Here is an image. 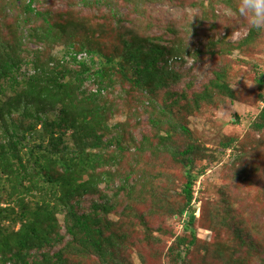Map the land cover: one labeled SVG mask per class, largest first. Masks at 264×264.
<instances>
[{
    "label": "rangeland",
    "instance_id": "obj_1",
    "mask_svg": "<svg viewBox=\"0 0 264 264\" xmlns=\"http://www.w3.org/2000/svg\"><path fill=\"white\" fill-rule=\"evenodd\" d=\"M25 0H0V34L12 42L18 31L23 34L22 73H31L33 53L45 43L28 37L34 27H46L41 18L24 11ZM234 0H35L34 6L49 12L51 22H59L76 36L78 43L86 41L102 47L104 52L121 47L119 34L134 31L141 35L162 36V42L184 44L190 54L175 64L173 73L158 90L156 103L177 99L171 108L177 123L182 122L189 132L175 130L172 140L164 145L184 148L188 143L196 147L194 166L202 168L193 185L195 220L188 225L191 211L181 213L185 203L183 188L187 181L186 168L172 157L169 150L155 147L141 154L131 146L120 151L116 141L125 149L144 134H151L143 102L146 94L123 93L119 89L106 91L113 108L110 125L125 122L109 134L113 143L104 151L115 162H103L96 173L104 171L106 180L96 194L80 198L77 209L89 211L94 201H101L106 193L111 208L101 211L111 220L107 234H113L121 244L115 253L124 264H264V126L255 128L261 101L264 100V34L248 46H235L249 33L235 41L227 40L233 33L231 26L216 21L212 9L220 4L231 5ZM21 24L16 30L17 24ZM239 27V26H237ZM65 31L68 34V31ZM66 37V36H65ZM219 39H222L219 40ZM66 40V39H65ZM47 46L40 59L61 57L64 42ZM229 44V45H228ZM48 45V44H47ZM78 45V44H77ZM200 50L201 54H194ZM44 57V58H43ZM172 65V64H171ZM217 73L224 76L230 88L221 93L212 84ZM21 76V75H20ZM262 78L263 84L259 83ZM237 82V83H236ZM236 83V87L233 85ZM128 85V84H127ZM84 87L96 92L97 86L88 80ZM166 89L174 95L165 94ZM231 91V96L227 93ZM7 89L4 97L12 95ZM166 95V96H165ZM120 96V98H119ZM165 96V99L163 100ZM227 97L229 103L219 102ZM118 99V100H116ZM119 102V107L117 103ZM154 103L149 102L148 105ZM192 109L187 112L186 109ZM52 118L55 113H47ZM132 131V135L130 133ZM67 142L72 144L71 132ZM134 138H133V137ZM116 137V138H115ZM234 139H238L237 141ZM231 140L227 147L223 142ZM156 144L157 139H152ZM157 147V144L155 145ZM194 170V169H193ZM192 170V173L196 172ZM125 178H129L127 184ZM125 187H122V185ZM5 204V203H3ZM76 207V206H75ZM66 209L57 217L66 232ZM250 230L242 234L239 227ZM192 244L180 242L185 236ZM251 241V244L247 243ZM68 238V237H67ZM66 238V239H67ZM66 241V240H64ZM60 246V245H59ZM58 246L53 247L52 252ZM220 250L222 254L217 253ZM88 258L77 264H92ZM95 260V261H94Z\"/></svg>",
    "mask_w": 264,
    "mask_h": 264
},
{
    "label": "trees",
    "instance_id": "obj_2",
    "mask_svg": "<svg viewBox=\"0 0 264 264\" xmlns=\"http://www.w3.org/2000/svg\"><path fill=\"white\" fill-rule=\"evenodd\" d=\"M34 2L25 0L24 11L41 18V25L46 27L43 30L34 27L28 37L46 45L32 51L31 73L21 72L22 65L29 63L22 55L23 34L17 31L12 42L0 34V264H77L76 259L83 256L93 260L92 255L97 257L98 264H124L115 255L121 244L115 235L107 234L112 221H105L106 216L100 213L111 208L108 195L102 193L103 200L94 201L89 211L77 209L80 198L96 194L100 183L106 180L104 171L96 173L98 166L108 160L111 164L120 156L113 153L112 158L105 159L104 151L113 143V136L108 135L118 126L123 128L127 121L110 125L115 104H111L113 101L105 93L119 89L121 98L123 93L146 94L147 100L142 106L148 113L151 134H144L141 141L129 142L125 149L120 141L116 143L123 152L131 146L141 154L153 147L158 151L166 149L184 164L187 181L181 213L191 211L190 225L195 220L193 185L203 171L194 166L196 147L192 143L182 149L164 145L165 141L172 140L176 129L188 133L189 128L182 122L177 123L172 114L171 108L178 102L176 98L156 103L155 97L171 76H178L173 73L175 64L182 62L191 51L183 39L180 43L173 40L168 44L162 42V36L132 31L128 35L119 34L120 48L116 46L104 52L102 47L86 41L78 43L72 31L57 21L51 22L49 12L40 11ZM211 15L218 17L216 8ZM20 26L18 23L16 30ZM259 34L250 30L235 48L254 43ZM59 39L60 43L64 42L63 55L40 59L47 46ZM83 52L86 56L79 58ZM194 54L201 51L196 50ZM217 74L207 89H212V84L226 94L230 85L221 73ZM88 80L97 86L96 92L84 87ZM259 83L263 84L262 78ZM7 89L13 93L5 98ZM165 94L175 93L166 89ZM227 95L233 94L229 91ZM149 102L154 104L148 105ZM116 103L119 107V102ZM47 113L55 115L50 119ZM263 126L264 107L260 106L255 128L260 130ZM68 131L72 144L66 139ZM155 138L157 147L151 141ZM231 143V140L223 142V146L229 148ZM125 180L129 184V178ZM64 208L66 232L62 233L57 213ZM242 230L250 233L240 226L241 234ZM248 238L247 243L251 244ZM195 239L194 234L191 240L185 236L179 238L186 244L194 243ZM55 246L58 248L52 252ZM217 253L222 254L220 250Z\"/></svg>",
    "mask_w": 264,
    "mask_h": 264
},
{
    "label": "clouds",
    "instance_id": "obj_3",
    "mask_svg": "<svg viewBox=\"0 0 264 264\" xmlns=\"http://www.w3.org/2000/svg\"><path fill=\"white\" fill-rule=\"evenodd\" d=\"M217 16L219 18L216 21L221 23L223 19L224 23L221 24L233 28V33L227 40L235 41L250 30L264 34V0H234L231 5L220 4ZM219 102L223 106L227 105L229 100L223 97Z\"/></svg>",
    "mask_w": 264,
    "mask_h": 264
},
{
    "label": "built area",
    "instance_id": "obj_4",
    "mask_svg": "<svg viewBox=\"0 0 264 264\" xmlns=\"http://www.w3.org/2000/svg\"><path fill=\"white\" fill-rule=\"evenodd\" d=\"M84 56H86V53L83 52L79 55V58L84 57ZM261 107H264V100L261 101Z\"/></svg>",
    "mask_w": 264,
    "mask_h": 264
}]
</instances>
